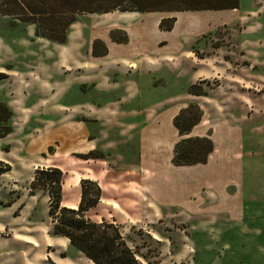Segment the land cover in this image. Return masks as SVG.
I'll use <instances>...</instances> for the list:
<instances>
[{"label":"rangeland","instance_id":"374dc122","mask_svg":"<svg viewBox=\"0 0 264 264\" xmlns=\"http://www.w3.org/2000/svg\"><path fill=\"white\" fill-rule=\"evenodd\" d=\"M93 5L101 9L110 6L108 0H93ZM251 6L252 0H241L242 11L252 9ZM110 13L107 16L103 15L108 13L80 14L76 22L88 19V15L95 16L97 20L102 17L109 19ZM162 15L157 12L137 13L125 16L120 21L129 23L133 29L139 26L145 28L150 41L157 39V43L162 39L176 44L177 33L162 29L160 32L159 23L155 25ZM115 18L119 19L118 16ZM208 19L212 18L201 19L202 27L207 24ZM254 19H257V15L251 16L242 12V19L238 22L208 32L198 41L186 42V47L193 53L187 56V61L219 60L224 65L222 76L220 75L218 79L211 78L192 85H196L206 95L207 93L209 95L210 90L221 86L223 88L221 93L226 97V100L222 99L221 104L228 103L230 107H234L232 109L234 115L228 118L234 125H239L243 133L244 143L240 150L243 162L239 164L241 171L235 174L242 175V188L246 195L249 194L256 201V207L255 212L249 213L248 221L233 224L227 222L225 215H208L204 210L196 213L178 208L156 212L151 201L141 194L140 188L135 184L137 180L132 179V172L124 175L125 171L135 170L133 165H127L134 162L131 155L134 148L130 144V138L128 137L127 141L125 136L119 141L116 133L109 132L108 125L101 123L96 125L92 122L90 128L88 124L82 127L85 121L89 120L87 115L96 117L98 114L94 108L87 112L90 107L100 108L99 111L103 114L111 109L126 112L134 108L151 106L162 100L171 94V89L159 82H168L171 77L166 74L163 80L162 73L140 77V81L142 79L146 84L139 96L141 102H137L126 99L128 97L122 88L115 92L109 91L112 77L106 79L101 77L99 85L94 83L103 89L100 92L92 90L95 85L90 83L91 76L87 75L103 66L86 67L79 71L74 69L70 77L71 80L76 79L78 91L71 87L63 98L59 96L50 98L47 91L55 92V89L50 88L49 84L58 83L59 77H53L48 70L62 76L66 69L65 61L60 58L55 59V63L51 65L47 59L45 60L44 55L50 54L49 46L54 51L53 57L57 56V49L53 48L55 43L36 38L32 25L0 16V102L12 112L15 110L20 113L16 118L13 115L11 119L12 133L6 136V139L0 138V167L4 168L5 165L10 167V171L0 175V264H20L22 260L26 264H35V261L36 264H59L58 258H66L67 253L71 255L70 250L73 254L78 252L85 261H90L70 243L72 249H67L66 238L52 234L53 223L48 216L49 203L46 193L38 189L33 191L34 195L30 193V182L35 171L40 169L38 165L47 163L44 159L56 153L53 162H49L60 165L61 169L56 168L62 171L63 182H67L64 192L62 186L61 204L77 199L80 201V182L79 185L73 182L82 175L95 173L94 166L97 164L91 162L92 160L102 161L98 172L101 170L102 173H110L112 176L101 180L105 187L102 202L100 183L91 180L98 184L101 198L99 203L86 213V217L95 223L105 220L118 226L127 245L136 252L142 264H264V79L258 81L254 78L251 42H256L264 36V28L258 29L259 33L256 35H252L253 32L247 34L248 31H253L254 27L259 28L256 24L264 27V10L260 12L255 24ZM85 22L82 24L85 25ZM201 25L195 26L201 29ZM128 29L130 30L129 27ZM131 44L135 46V39ZM151 45L147 43L143 48L152 50ZM256 47V51L264 58V45ZM224 61L230 63L228 68ZM256 70L255 75L264 78V66H259ZM27 72L31 73L26 74ZM125 76L121 80L137 82V76ZM180 77L177 92H182L183 87H186L184 93L189 95L188 90L192 85L185 86L186 79H183V74ZM236 77L239 79L236 80ZM19 79L22 82L17 85ZM254 80L257 82L254 83ZM141 83L143 85V81ZM5 97H8L11 106L5 101ZM24 104L31 105V110L24 111ZM79 104L83 105L85 113L79 112L81 111ZM57 105L66 106L69 110H62L63 113L55 116V119L48 120L49 117H46L48 108ZM61 122L59 133L52 132L48 136L49 142L54 141V144L50 145L43 155L38 156V151L47 140L41 143L38 138L33 144L31 141L26 146L25 139L28 134H36L39 130H45ZM84 129L90 135L104 136L102 145L106 147H101L103 150L95 154L98 158L89 159L91 161L87 163L80 160H89L78 157L86 154L74 152L63 155L72 152V149L81 150L83 144L77 141L73 143L72 139L81 135ZM115 141L119 142V147H116ZM116 151L126 153L128 162L126 166L124 162L120 165L117 158L121 160V157L116 155ZM119 165L123 168L120 169ZM188 181L184 177L183 182Z\"/></svg>","mask_w":264,"mask_h":264},{"label":"crops","instance_id":"0c3cea01","mask_svg":"<svg viewBox=\"0 0 264 264\" xmlns=\"http://www.w3.org/2000/svg\"><path fill=\"white\" fill-rule=\"evenodd\" d=\"M260 3H263V5L261 6ZM240 7L241 0L237 9L157 12L163 14L155 24L157 26L159 23L158 30L160 32L162 31L160 23L163 20L173 19L172 28L167 31L177 33L178 36L177 38L175 37L176 44L162 39L157 43V39L150 41L149 37L146 35L145 28L139 26L133 29V27L129 26V23L120 21L123 20L125 16L137 13L114 12L110 13L111 16L108 17L109 19L102 17L98 20L95 19V16L91 17V15H88V19H80V21L75 22L70 27L67 42L65 44L55 43L53 48L57 49V56L53 57L52 52L54 51L50 46V54L44 55L49 65L55 63V59L60 58L62 61H65V70H69H64V75L60 76L46 69L45 73H47L48 70L53 74V77H59L58 83L52 84V82L49 81L51 82L49 87L55 89V92L47 91L50 98L53 96L63 98L71 87L75 89L78 88V83L75 82L76 79L71 80L70 77L74 69L79 71L84 70L83 68L86 67L100 68L103 66V68L96 69V71L87 75L91 76L90 83L99 85L101 77L105 79L112 77V85L109 91L115 92L122 88L123 93L128 97L126 99L137 102H141L139 96L141 92H143L144 84H146V82L144 83V80L141 79V81H143L142 85L140 77L144 78L148 75H160L161 73L163 80L166 74L171 77L168 82H159L160 84L162 83V85H167V87L171 89V94L153 105L134 108L126 112L111 109L105 114L99 111L100 108L90 107L87 109V112H89L91 108L92 110L94 108V111L98 114L96 113V117H89L87 115L89 120L85 121L82 125V127H85V124H88L90 128L92 126L90 123L92 122H95L94 124L96 125L97 123H101L103 125H108L107 128L109 129L107 130L109 132L114 131L119 141L125 136H127V141L128 137L130 138V144L134 148L131 154L134 158L133 164L126 162V153L123 154V152L116 151V155L121 157V160L119 158H117V160L120 162V165H123V162L125 166L126 163H128L127 165L129 166L133 165L135 170L127 172L124 170V175L132 172V179L137 180L135 184L140 188L141 194L151 201L156 212H162L166 209L176 210L178 208L188 209L196 213L204 210L208 215H225L227 222L233 224L245 223L249 219V213L255 212L254 208L256 207V201H254L249 194L246 195V192H244L242 188L243 184L241 183L242 175L240 173H238V175L235 174L241 171L239 169V164L243 162V155L240 154V150L243 148L244 139L241 127L239 125H234L232 120L228 118L234 115L232 111L234 107H230L228 103L221 104L222 99L226 98L221 93L223 88L218 86L210 90L209 95L207 93V95L205 94L203 96H194L184 93L186 87H183L182 92H177V85L181 80V74L184 76L183 79H186L185 86L210 80L211 78L218 79L222 74L224 65L221 64L219 60L208 61L204 59L194 62L193 60L187 61V56L193 53L186 47V42L188 40L191 42L198 41L200 37L208 32H214L219 27L238 22L239 19H242V12L251 16L253 14L257 15L258 19L260 12L264 10V0H252V9L250 10L242 11ZM107 15H109V13L103 16ZM116 16H118L119 19H116ZM204 18L212 19H208L206 21L207 24L202 27L200 22H202L201 19ZM257 19H254V24ZM83 22L86 24H82ZM145 24H147V22H145ZM197 24L201 25V29L196 28L195 25ZM256 25L259 28L254 27L253 31L247 32L248 35L251 32H253L252 35H256L259 33L258 29L264 28L259 24ZM156 26L154 28L155 30ZM133 39H135V46L131 44ZM251 42L253 46L252 72L254 78H257L259 81V79L264 78L255 75L256 69L259 66H264V58L256 51V45H264V36H261L260 40L256 42ZM147 43L152 44V50H146V47L143 48ZM83 58H85V62ZM256 62L257 64H255ZM225 63L226 68H228L227 66L230 65V63ZM46 68L52 69V67L49 66H46ZM28 73L31 72H27L26 74ZM125 75L137 76V84L121 80L122 77H126ZM46 77L48 76L46 75ZM237 79L239 78L236 77V80ZM256 80H254V83L257 82ZM21 82L22 81L19 79L17 85ZM54 84L57 85L54 86ZM92 90L100 92L103 89L95 85ZM218 99L219 101L217 102ZM5 101L11 106L8 97H5ZM191 104L196 105L200 110V120L188 134L181 135L174 126V120L182 110L186 109ZM78 107L81 110L79 112L82 114L85 113L83 111V105L79 104ZM23 108L24 111H30L32 106L24 104ZM62 110L68 111L69 108L62 105L51 106L47 110L48 115H46V117H49L48 120L52 121V119H55V116L63 113ZM13 112L15 118L20 114L15 110ZM127 117L129 118L126 121ZM61 125L62 122L52 125L45 130H39L36 134H28L25 139L27 140L26 146H28L31 141L33 144L38 138H40L41 143L47 140L45 145L38 151V156L43 155V152H46V149L54 144V141L49 142L48 136L52 132L55 134L59 133ZM103 138L105 137L101 134L96 136L90 135L87 133L86 129H84L81 135L74 136L73 139L70 138L73 143L77 141L83 144L81 150L79 149L76 151L72 149V152H67L63 155L74 152H79L80 154H87L92 151L100 152L103 150L101 147H105L102 145ZM185 139H208L211 142L213 149L208 155L205 163L191 166H175L173 164L175 146ZM115 143L116 147H119V142L115 141ZM110 146L111 145H109V147ZM55 155H57V153ZM54 156L44 159L47 163H41L38 167H40V169H46L48 167H58L61 169L60 165L50 164L49 161L53 162ZM80 161L87 163L91 160ZM91 162L97 164L94 166L96 168V171H94L95 173H93V175H82V177H79L73 183L79 185L82 179L97 180L102 189V202L103 194H105V187L101 184V180L107 179L112 175L110 176V173L104 174L101 170L98 172V168H100L99 166L102 163L101 160L98 162L92 160ZM122 168L123 166H120V169ZM122 173L120 172V174ZM184 177L189 181L183 182ZM65 187H67V182L63 185V192ZM78 203L79 199L74 202H62V206L75 209ZM67 242L66 248L70 249L69 241L67 240ZM70 252L72 254L70 255V253H67L66 258H58L59 264H92L90 261L88 262L82 259L83 257H81L78 252L74 254L73 251L70 250ZM21 262L20 264H26L23 263V260ZM36 262L37 261L34 263L36 264Z\"/></svg>","mask_w":264,"mask_h":264},{"label":"trees","instance_id":"16d2710c","mask_svg":"<svg viewBox=\"0 0 264 264\" xmlns=\"http://www.w3.org/2000/svg\"><path fill=\"white\" fill-rule=\"evenodd\" d=\"M110 6L95 7L93 0H0V16L34 27V36L56 44L67 42L70 27L80 14L119 12H180L230 10L239 7L240 0H108ZM100 6L104 4L98 3ZM173 19L160 23L162 30L172 28ZM194 96L205 95L196 85L189 87ZM200 110L189 105L174 120V126L181 135H186L200 120ZM13 112L0 102V138L12 133ZM3 126V127H1ZM208 139H185L174 149L175 166H191L205 163L212 152ZM97 152L78 155L83 160L96 159ZM1 165V164H0ZM10 171L5 165L0 167V175ZM63 173L56 167L37 169L30 182L31 195L34 190H42L48 196V216L53 223L52 234L66 238L70 245L81 252L93 264H142L136 252L124 240L119 227L112 222L90 221L86 213L100 201L98 184L89 179L80 181L81 194L78 207H63Z\"/></svg>","mask_w":264,"mask_h":264}]
</instances>
